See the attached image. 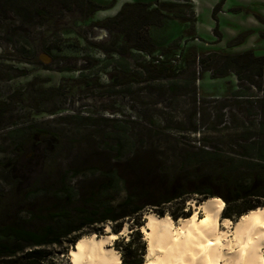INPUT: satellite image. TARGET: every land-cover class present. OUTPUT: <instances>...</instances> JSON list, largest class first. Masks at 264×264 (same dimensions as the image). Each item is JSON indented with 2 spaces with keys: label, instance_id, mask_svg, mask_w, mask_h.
<instances>
[{
  "label": "rangeland",
  "instance_id": "rangeland-1",
  "mask_svg": "<svg viewBox=\"0 0 264 264\" xmlns=\"http://www.w3.org/2000/svg\"><path fill=\"white\" fill-rule=\"evenodd\" d=\"M133 1L159 10L139 15V6L125 7L124 21L108 20ZM93 2L100 9L86 13L78 3L50 10V18L37 17L31 26L13 5L0 7V224L36 229L52 222L48 212L67 210L80 225L73 207L114 176L112 187L97 194L100 201L117 208L128 190L136 191L134 201L144 208L134 220L82 226L78 233L126 226L110 246L121 263L144 264L146 212L177 222L190 214L187 202L219 196L221 216L234 221V211L264 206L257 197L264 196V158L248 154L254 150L244 137V126L254 134L264 121V91L238 79L234 70L247 73L244 58L227 64V75L213 76L223 55L250 49L264 59V0ZM101 21L106 27L92 26ZM145 33L155 43L151 53L132 49L135 56L119 59L104 50L117 46L114 36L120 46L121 38L131 44ZM145 55L161 56L170 71L152 79L157 64ZM128 238L133 244L125 249ZM60 248L45 247L54 264H70Z\"/></svg>",
  "mask_w": 264,
  "mask_h": 264
},
{
  "label": "trees",
  "instance_id": "trees-1",
  "mask_svg": "<svg viewBox=\"0 0 264 264\" xmlns=\"http://www.w3.org/2000/svg\"><path fill=\"white\" fill-rule=\"evenodd\" d=\"M86 6V13H92L100 7H98L96 2L93 0H0V7L2 4H6L7 6H14L16 8V15L19 17L24 18V22L26 26H31L33 24H37L36 18L42 19L44 17H51L53 14H48L47 12L50 10H61V11H69L72 5L79 6ZM27 5V6H26ZM167 3H160L159 8L161 7L162 11H166L165 7ZM134 7L139 6L137 8L139 10V15L143 14H153L157 12L156 8H151L150 3H144L142 1H133L132 3H124L121 9L116 13L113 17L109 18L108 20H117L124 21L125 19L121 16L125 11V7ZM20 7V12L18 8ZM27 11L28 14L27 18L21 14ZM182 14V10H179ZM143 13V14H142ZM176 14L177 18H182L183 14ZM102 22V21H101ZM119 22V23H120ZM102 24V25H100ZM106 21L102 23H93L92 26L98 27H106ZM111 37H113L111 35ZM119 37L114 36V42L117 46L112 47L111 49L105 51L111 52L113 54H117L118 58L122 59L123 57L135 56L136 53H132L130 50L134 49L138 52L142 53H151V51L155 50V43H153L150 39V36L145 33L144 38L140 36L135 40L134 43H128L127 40H123L121 38V42L118 46V39ZM105 43L107 42L106 39L104 40ZM100 44H98V47ZM51 45L47 49V52L51 49ZM144 51V52H143ZM124 53L126 55H124ZM144 58V57H143ZM225 59V63L222 66V69H218V71L213 76H225L228 74V66L227 64H234L240 58H244V71L247 73L242 76L241 72L235 71L238 79L245 80L252 86H256V88L260 89L261 92L264 91V87L261 86V76L263 73V64L264 59L262 56L255 55L252 50L248 49L243 51L242 53H235V54H226L223 55ZM145 59V58H144ZM153 59L146 60L147 62H152L155 66L154 75L150 76L152 79H156L161 76L165 71H170L171 65H164L159 63L161 60L159 59L158 62H153ZM158 63L160 65H158ZM148 68V67H147ZM129 69V68H128ZM127 68H124V73H128ZM149 71V72H153ZM231 70V69H230ZM131 75V74H130ZM147 76L145 75V78ZM254 77L257 79L254 80ZM136 80L137 79H131ZM1 105V103H0ZM4 110H0V117L3 116ZM255 168H253L254 170ZM259 171H263L264 173V166L259 168ZM113 173V172H112ZM77 175V174H76ZM264 176V174H263ZM114 176L108 177V179L99 185V190L94 192H90L87 196L83 198L82 205L79 207H73V211L79 216V223L80 225H76L74 222V217L69 214L67 210H58L54 212H48V216L51 223L44 224L39 226L36 229H29L19 226L14 223H3L0 224V264H54L50 255V251L46 250L45 247L58 245L61 248L59 249L60 253H64L66 255L69 246L73 245L78 237L81 235L78 233L82 226H92L94 224H103L106 222H114L119 219H124L126 217L133 219V215L142 211L145 205L136 204L134 198H138V193L136 191H129L127 192L126 197L124 200L117 206V208L107 206L103 204L99 197L97 196L98 193L108 190L112 187L111 181L113 180ZM63 190L66 192H62L65 196L67 201H70L73 193L72 191L65 187ZM187 193V192H185ZM191 194L189 191L188 194ZM195 194L201 193L199 189H194ZM264 200V196H257ZM175 196L167 197L166 199L162 200L161 203L169 202L174 199ZM221 198V197H220ZM240 196L237 195L236 199H239ZM222 199V198H221ZM223 200V199H222ZM224 201V200H223ZM135 202V203H134ZM150 205H155L156 203L151 202L147 203ZM254 207H248L252 209ZM237 213V216L240 215L244 211H234ZM157 215H162L157 214ZM134 220V219H133ZM136 225H140L138 220L135 222ZM109 225V224H108ZM110 226V225H109ZM111 227V226H110ZM113 232H119L120 227H111ZM77 233V234H76ZM132 240L127 239L124 247L125 249H129L132 246ZM123 264H129L125 259H122ZM140 263V261H139ZM133 263V264H139Z\"/></svg>",
  "mask_w": 264,
  "mask_h": 264
},
{
  "label": "bare ground",
  "instance_id": "bare-ground-1",
  "mask_svg": "<svg viewBox=\"0 0 264 264\" xmlns=\"http://www.w3.org/2000/svg\"><path fill=\"white\" fill-rule=\"evenodd\" d=\"M187 205L190 214L177 222L168 213L144 214V264H264V206L244 211L232 221L221 216L225 203L219 196L192 199ZM118 233L107 224L104 234H82L66 253L69 263L123 264L110 246Z\"/></svg>",
  "mask_w": 264,
  "mask_h": 264
},
{
  "label": "crops",
  "instance_id": "crops-1",
  "mask_svg": "<svg viewBox=\"0 0 264 264\" xmlns=\"http://www.w3.org/2000/svg\"><path fill=\"white\" fill-rule=\"evenodd\" d=\"M259 56V55H258ZM261 80L264 82V74L262 73ZM252 86L251 84H249ZM247 124V123H246ZM246 129H250V127L245 128L244 126V137H247V139L250 142L251 150L254 151H248V154H256L260 158H264V121L260 122L255 130L254 134L249 133ZM254 139V140H253ZM253 140V141H252Z\"/></svg>",
  "mask_w": 264,
  "mask_h": 264
},
{
  "label": "built area",
  "instance_id": "built-area-1",
  "mask_svg": "<svg viewBox=\"0 0 264 264\" xmlns=\"http://www.w3.org/2000/svg\"><path fill=\"white\" fill-rule=\"evenodd\" d=\"M177 57H178V55H177ZM145 58L147 59V60H149L148 58H149V56L148 55H145ZM161 58V56H157L156 58H154L153 59V62H158V60Z\"/></svg>",
  "mask_w": 264,
  "mask_h": 264
}]
</instances>
